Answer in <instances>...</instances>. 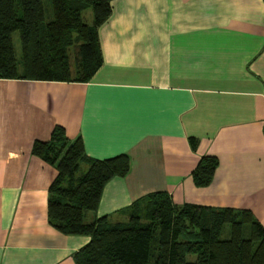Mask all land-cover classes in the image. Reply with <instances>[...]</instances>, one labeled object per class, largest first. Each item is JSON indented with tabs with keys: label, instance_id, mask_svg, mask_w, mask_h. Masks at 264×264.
Here are the masks:
<instances>
[{
	"label": "crops",
	"instance_id": "1",
	"mask_svg": "<svg viewBox=\"0 0 264 264\" xmlns=\"http://www.w3.org/2000/svg\"><path fill=\"white\" fill-rule=\"evenodd\" d=\"M98 37L103 64L87 82L0 78V264H76L89 240L48 222L57 170L32 146L55 126L89 157L130 159L97 216L126 220L164 191L177 205L248 209L264 226V0H112ZM205 154L218 166L198 187Z\"/></svg>",
	"mask_w": 264,
	"mask_h": 264
},
{
	"label": "trees",
	"instance_id": "2",
	"mask_svg": "<svg viewBox=\"0 0 264 264\" xmlns=\"http://www.w3.org/2000/svg\"><path fill=\"white\" fill-rule=\"evenodd\" d=\"M111 1L0 0V78L89 81L103 64L98 27L110 16ZM189 141L195 150L196 139ZM32 153L57 170L48 222L63 234L89 237L73 254L76 264H264V226L248 209L177 205L155 191L127 206L125 221L112 222L96 211L104 185L129 171L126 154L89 157L81 137L69 139L61 126L49 140L35 141ZM217 166L215 155L201 156L194 184L209 185Z\"/></svg>",
	"mask_w": 264,
	"mask_h": 264
},
{
	"label": "rangeland",
	"instance_id": "3",
	"mask_svg": "<svg viewBox=\"0 0 264 264\" xmlns=\"http://www.w3.org/2000/svg\"><path fill=\"white\" fill-rule=\"evenodd\" d=\"M85 17H86V22H87V23H91L92 15H91V10H90V9H88V10L85 11ZM15 43H16V48L18 49V48H19V41H18L17 33L15 34ZM84 171H85L84 166H81V168L77 171V176L83 174ZM90 214H91V213L88 212V214H87V216H86V219L88 218V216H89ZM119 217H120L121 219H123L124 215H121V214H120ZM127 217H128V214H127ZM124 218H125V217H124ZM123 221H125V220H123ZM228 234H229V231H228V230L225 231V232H224V237H227Z\"/></svg>",
	"mask_w": 264,
	"mask_h": 264
}]
</instances>
